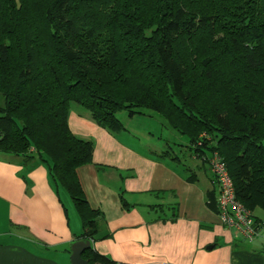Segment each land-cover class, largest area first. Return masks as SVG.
Instances as JSON below:
<instances>
[{
  "label": "trees",
  "instance_id": "trees-1",
  "mask_svg": "<svg viewBox=\"0 0 264 264\" xmlns=\"http://www.w3.org/2000/svg\"><path fill=\"white\" fill-rule=\"evenodd\" d=\"M0 95V152L47 164L90 264L117 262L93 247L102 213L78 169L95 141L71 130L73 103L112 134L125 129L120 111L157 115L210 169L220 157L264 222V0H0Z\"/></svg>",
  "mask_w": 264,
  "mask_h": 264
},
{
  "label": "crops",
  "instance_id": "crops-1",
  "mask_svg": "<svg viewBox=\"0 0 264 264\" xmlns=\"http://www.w3.org/2000/svg\"><path fill=\"white\" fill-rule=\"evenodd\" d=\"M69 125L95 141L78 177L89 204L102 213L98 253L117 264H264V241L222 224L218 182L210 168L208 179L197 171L209 164L193 155L200 160L194 169L160 157L167 148L147 143L149 151L141 139L120 138L78 108ZM61 190L42 160L27 164L0 152V264H72L82 221Z\"/></svg>",
  "mask_w": 264,
  "mask_h": 264
},
{
  "label": "rangeland",
  "instance_id": "rangeland-1",
  "mask_svg": "<svg viewBox=\"0 0 264 264\" xmlns=\"http://www.w3.org/2000/svg\"><path fill=\"white\" fill-rule=\"evenodd\" d=\"M1 102L3 103V97L0 95V103ZM77 108L86 111V109L81 107L78 103H73L72 109ZM117 116L125 126V129L123 131L117 133L120 138L132 140L134 137H136L138 139H141V141L143 142V147L149 151L150 148L147 147V143L151 144L152 147H155L154 150L160 149L161 147L162 149H172V151H175V154L181 158V161L186 166L197 169L196 167L197 164L200 163V160L194 162L191 158L192 152L186 146L181 145L188 144V139L175 130H172L168 125H164L163 119H161L157 115L150 117L148 116V114H135L134 116H131L127 110H123L118 112ZM168 144L169 147H167ZM205 167V171H201L198 169L197 171H200L201 174H203V177L207 176L208 179V176L210 175V171L208 170L209 166ZM61 193L64 199L71 201L66 190H61ZM255 214L257 216H264V211L260 208H257L255 210ZM257 239L260 241L264 240L262 237H259Z\"/></svg>",
  "mask_w": 264,
  "mask_h": 264
},
{
  "label": "built area",
  "instance_id": "built-area-1",
  "mask_svg": "<svg viewBox=\"0 0 264 264\" xmlns=\"http://www.w3.org/2000/svg\"><path fill=\"white\" fill-rule=\"evenodd\" d=\"M217 155L211 159V170L218 182L220 195L218 198L219 217L228 228L238 229L250 241L262 237L264 239V222H256L252 212L236 198L235 186L225 164Z\"/></svg>",
  "mask_w": 264,
  "mask_h": 264
},
{
  "label": "water",
  "instance_id": "water-1",
  "mask_svg": "<svg viewBox=\"0 0 264 264\" xmlns=\"http://www.w3.org/2000/svg\"><path fill=\"white\" fill-rule=\"evenodd\" d=\"M91 247V242L78 241L72 247L71 263L72 264H90L86 259L83 258V252Z\"/></svg>",
  "mask_w": 264,
  "mask_h": 264
}]
</instances>
